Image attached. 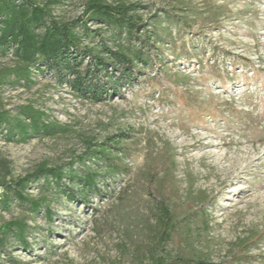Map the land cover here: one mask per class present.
I'll return each mask as SVG.
<instances>
[{
	"label": "rangeland",
	"instance_id": "1",
	"mask_svg": "<svg viewBox=\"0 0 264 264\" xmlns=\"http://www.w3.org/2000/svg\"><path fill=\"white\" fill-rule=\"evenodd\" d=\"M108 2L141 5L138 16L148 24L160 18L172 42L158 45V64L102 102L37 70L32 85L0 86V110L15 114L32 104L67 127L21 144L0 134V180L25 177L42 163L68 170L75 161L79 168L88 145L98 148L112 135L119 136L114 155L122 170L106 176L85 204L68 201L44 179L33 183L26 194L48 198L52 222L18 201L0 206V235L6 223L26 219L31 246L26 251L9 237L0 264H152L158 256L168 264L182 257L264 264V0ZM84 5L60 0L52 14L77 21ZM166 13L176 15L173 22ZM89 27L111 43L106 28ZM99 40L86 43L100 49ZM14 63L11 51L0 54V70ZM159 199L176 222L164 249L157 241ZM247 239L253 240L239 248Z\"/></svg>",
	"mask_w": 264,
	"mask_h": 264
},
{
	"label": "trees",
	"instance_id": "2",
	"mask_svg": "<svg viewBox=\"0 0 264 264\" xmlns=\"http://www.w3.org/2000/svg\"><path fill=\"white\" fill-rule=\"evenodd\" d=\"M84 1L82 17L77 21L60 22L54 18L51 8L60 0H48L43 5L37 0H0V54L6 55L11 51L15 58L14 66L0 70V86L11 80L15 84L24 82L32 85L33 70H37L42 74H53L58 82L68 84L85 99L102 102L122 87L137 81L141 70L158 64L161 51L158 45L173 40L171 31L162 27L160 18L154 19L152 24L144 22L138 16L142 6L137 3ZM165 15L171 22L176 18L171 13ZM89 23L106 28L110 32L111 43L102 40L101 29L92 30ZM174 25L178 28L187 26L186 23ZM96 37H100V49L88 44L93 43ZM49 118L32 104L19 106L15 114L1 109L0 134L7 142L21 144L35 136L52 137L67 132V127L51 123ZM117 137H106L102 143L95 145L98 148L89 144L86 152L78 157L79 168L73 166L75 161L70 163L68 170L42 163L25 177L9 182L0 180V206L8 210L12 202L18 201L34 215L44 211L52 222L54 213L48 198L36 199L26 194L27 189L41 179H44V186L55 187L66 195L68 201L87 203L88 195L100 193L99 186L105 184L106 176L122 170L120 159L114 155V151L119 149ZM101 169H106L108 175H103ZM157 211V241L164 249L172 240L176 222L164 199L158 200ZM29 230L26 219L6 223L0 235V255L9 237L18 240L26 251H30L27 241ZM249 240L253 239L241 241L239 248L247 246ZM235 262L227 264H237ZM152 264H168V261L158 256ZM174 264L212 263L202 258L182 257L177 258Z\"/></svg>",
	"mask_w": 264,
	"mask_h": 264
}]
</instances>
